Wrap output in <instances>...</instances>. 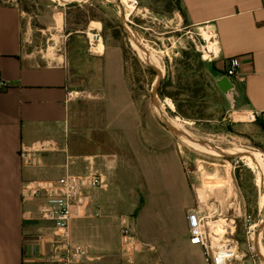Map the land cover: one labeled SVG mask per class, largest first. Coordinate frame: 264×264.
<instances>
[{"label":"crops","instance_id":"crops-1","mask_svg":"<svg viewBox=\"0 0 264 264\" xmlns=\"http://www.w3.org/2000/svg\"><path fill=\"white\" fill-rule=\"evenodd\" d=\"M181 2L188 25L212 34L217 66L240 60L243 79L221 71L214 78L233 85L227 95L235 120L259 128L252 116L264 113V0ZM93 23L43 50L31 45L33 29L24 28L18 4L0 0V79L6 84L0 91V264H56L54 223L39 215L45 197L24 196L22 186L90 171L102 174L103 183L74 209L71 243L86 249L74 264H205L201 247L189 242L187 223L202 191L197 175H220L226 210L231 191L224 175L234 171L225 163L190 170L176 144L151 137L122 49L103 38L102 49L89 47L88 33L101 29ZM70 48L92 60L84 57L72 72ZM71 91L80 96L67 100ZM22 149L40 164H24ZM122 218L142 242L132 261L121 253Z\"/></svg>","mask_w":264,"mask_h":264},{"label":"rangeland","instance_id":"rangeland-1","mask_svg":"<svg viewBox=\"0 0 264 264\" xmlns=\"http://www.w3.org/2000/svg\"><path fill=\"white\" fill-rule=\"evenodd\" d=\"M13 1L23 11L24 28L29 26L33 29L31 45H37L43 50L60 41L63 44V38L60 39V36L64 33L77 31L79 35H82L81 31L87 30L90 22H97L93 23L97 26L100 25L98 23L100 22V33L104 43L108 46H119L122 49L125 73L130 81L134 97L143 111L145 129L150 132L156 142L176 144L190 170L198 168V166L220 168V163H225L233 172L239 163H243L244 166L240 168L239 180H236L234 175H224L229 179L231 191L226 210H221L222 182L220 175H212L215 178L197 175L200 178L202 191L196 198L194 206L199 204L203 208L211 209V220H216L214 223L217 228L215 229L219 233L213 238L214 243L229 239L237 244L236 253L238 256L231 264H261L255 246L264 215V208L261 207L258 166L251 165L250 157H225L212 153L203 146L177 137L161 123L152 105V87L157 72L130 44L120 22L119 8L114 4L103 2L93 5L91 2L73 0H66L67 3L58 0ZM169 1L139 0L137 8L129 16L127 23L146 50L155 55L156 60H154L161 68L163 78L169 76L174 80L176 75L182 72L181 61L193 63L194 73H188L189 79L199 76L202 72L203 81L209 85L207 96L204 98L207 119L199 120L177 115L174 104L172 107L168 105V102H172L171 99L159 97L164 107L162 109L178 128L188 134L209 140L225 149L251 151L257 161L259 158L264 160V131L257 126L250 125L248 121L240 123L236 121L235 114L233 115L230 110L229 96L216 84L214 76L220 71H212L209 67V62L213 61L210 52L213 45L210 43L208 31L185 25L182 14L177 9L167 10ZM73 2L78 3L77 7L68 6ZM77 11L86 15L81 16L79 23L76 24L74 22ZM92 16L103 21L91 19ZM58 19L59 25L56 27L55 22ZM115 29L119 33L117 38L113 36ZM99 44L102 43L99 42L98 46ZM71 49H68V58L72 72L78 71L76 66L87 59L84 57H90L92 60V56L88 52L76 53ZM195 53H199V58L205 65L197 66L193 57ZM149 68H152L155 73L152 74ZM219 68L221 70V67ZM258 164L260 165L259 161ZM193 176L196 177V175ZM263 244L264 230L261 240H258L259 250L264 253ZM255 255L256 261L254 262L252 256Z\"/></svg>","mask_w":264,"mask_h":264},{"label":"built area","instance_id":"built-area-1","mask_svg":"<svg viewBox=\"0 0 264 264\" xmlns=\"http://www.w3.org/2000/svg\"><path fill=\"white\" fill-rule=\"evenodd\" d=\"M124 12L128 11V17L137 8L139 0H126ZM101 29L88 33L89 47L92 48L102 40ZM240 60L238 57L229 59L225 67V75L230 78L243 79L239 72ZM6 84L0 79V91ZM80 96L79 91H71L67 100ZM263 116L264 113H254L253 119ZM39 150V149H38ZM22 162L26 165L40 164V159L30 150H21ZM102 174L90 171L84 174L68 173L61 179H36L27 181L22 186V195H43L46 205L39 211V215L54 223L55 233L58 239L55 241L56 252L54 262L56 264H74L76 257L85 254L84 247H76L70 239V222L75 216V207H81L86 203L87 192L101 186ZM211 209L203 208L199 204L191 207L187 212L189 242L201 247L205 264H231L237 258V244L229 239L214 243L216 220H211ZM249 220V219H248ZM121 253L127 261H132L135 253L140 249L142 242L132 230L126 218H122ZM225 232H227L225 230ZM256 261V255L252 256Z\"/></svg>","mask_w":264,"mask_h":264},{"label":"trees","instance_id":"trees-1","mask_svg":"<svg viewBox=\"0 0 264 264\" xmlns=\"http://www.w3.org/2000/svg\"><path fill=\"white\" fill-rule=\"evenodd\" d=\"M91 3L93 5L99 4L98 2H91ZM167 4H168L167 10L173 11L174 9H177L182 14L184 24L188 25L186 12L182 5L181 0H170ZM77 5L78 3L75 2L68 4V6H76V7ZM96 6H101V5H96ZM84 15L86 14L82 13L81 11H77L75 18L76 21L74 23L76 24L79 23V18ZM93 16L91 19H95L101 22L103 21L102 19ZM118 34L119 33L117 29H115V31H113V36L117 38ZM193 57L197 62V66L205 65V63L200 60L199 53L193 54ZM181 65H182V72L176 75L174 80L169 76H165L161 80V84L158 88V95L162 99L164 98L171 99L172 103L175 106V112L177 115H180L185 118H196L199 120L201 119L205 120L207 118L205 112L204 98L207 96L209 85L203 81L201 71H199L201 72L199 76L192 77V79H189L188 73L189 72L190 74L194 73L192 62L181 61ZM209 67L212 71H221L225 73V68L220 70V68L215 64L214 61L209 62ZM149 71H151L152 74L155 73L152 68H149ZM254 121L259 126V128L262 131H264L263 116H257ZM242 166H244L243 163H239V165L235 167L234 176L236 180H239V177L241 175L240 168Z\"/></svg>","mask_w":264,"mask_h":264},{"label":"water","instance_id":"water-1","mask_svg":"<svg viewBox=\"0 0 264 264\" xmlns=\"http://www.w3.org/2000/svg\"><path fill=\"white\" fill-rule=\"evenodd\" d=\"M58 1L63 2V3L68 2L66 0H58ZM73 1H83V2L97 1V2H103V3H108V4H114L115 6H117L119 8L120 22L123 26V29L126 33V36L129 40L130 44L137 50V52L139 53V55L141 57L144 56L143 57L144 61L157 72V76H156V79H155L153 87H152V97H153L152 98V105L154 107V110H155L159 120L169 131H171L177 137H180L181 139H183L185 141H190L192 143H195V144H198L200 146H204V147L208 148V150L212 151V153H216V154H219V155H222L225 157L249 156V157H251L252 161H254V162L256 161V158L251 151H233L231 149L222 148V147L216 145L215 143H213L209 140L200 139V138H197L195 136L188 134L186 131L178 128L170 120V118L165 114L166 112H164V110L162 109L163 106H162V103H161V101L159 99V95H158V88H159V86L161 84V80L163 78L162 70L160 67H158V65L154 64V62L151 61V59L149 57V53L146 50V47H144L142 45V43L138 40L136 35L130 29V27L127 23L128 19L125 15L124 7H123L120 0H73ZM216 84L226 94L228 93V91L231 88H233V85L229 82L228 78H226V77H222V78L218 79L216 81ZM261 180L264 181L263 176H261ZM263 230H264V215H263V220L261 221L260 228H259V231H258V234L256 237V242H255V246H256L257 253H258V256L260 258L261 264H264V255L259 250L258 240H261Z\"/></svg>","mask_w":264,"mask_h":264},{"label":"bare ground","instance_id":"bare-ground-1","mask_svg":"<svg viewBox=\"0 0 264 264\" xmlns=\"http://www.w3.org/2000/svg\"><path fill=\"white\" fill-rule=\"evenodd\" d=\"M123 1V3L126 1V0H122ZM122 3V2H121ZM127 14V15H126ZM126 17L128 16V12L126 11ZM208 37H209V39H211V37H212V34L210 33V32H208ZM206 38V37H205ZM98 46V45H97ZM99 48H97V49H102L103 48V44H99V46H98ZM213 49V48H212ZM148 51V50H147ZM148 53H149V57H150V59H151V61L152 62H154V64H156V65H158L157 64V62L155 61L156 60V57H155V55L151 52V51H148ZM144 57V56H143ZM142 57V58H143ZM155 59V60H154ZM168 105L169 106H173V103L172 102H168ZM190 142V141H189ZM204 147V146H203ZM206 148V147H205ZM206 149H208V148H206ZM210 151V150H209ZM254 155V154H253ZM255 156V155H254ZM246 157H249V156H246ZM251 158V157H250ZM249 158V159H250ZM255 158H256V156H255ZM258 158V157H257ZM258 161H259V163H260V165L258 164ZM257 161V159H256V161L254 162H252V160L250 159V163H251V165H254V166H258V169H259V179H260V181H259V186L261 187V207L262 208H264V181H262L261 180V176H263L264 177V160H262V159H260L259 158V160ZM217 234H219L218 232H216ZM264 245V244H263ZM263 255H264V253L263 252H261Z\"/></svg>","mask_w":264,"mask_h":264}]
</instances>
